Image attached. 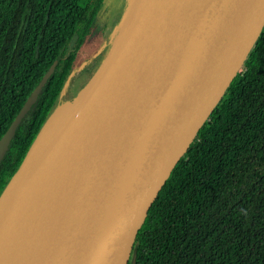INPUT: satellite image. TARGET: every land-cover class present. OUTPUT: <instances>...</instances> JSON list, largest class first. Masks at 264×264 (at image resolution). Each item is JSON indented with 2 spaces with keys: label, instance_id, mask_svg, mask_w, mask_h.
I'll list each match as a JSON object with an SVG mask.
<instances>
[{
  "label": "water",
  "instance_id": "water-1",
  "mask_svg": "<svg viewBox=\"0 0 264 264\" xmlns=\"http://www.w3.org/2000/svg\"><path fill=\"white\" fill-rule=\"evenodd\" d=\"M263 28L264 0H135L59 131L34 155L57 108L12 178L32 164L23 195L43 187L8 264H134L154 203ZM57 65L1 137L0 165Z\"/></svg>",
  "mask_w": 264,
  "mask_h": 264
},
{
  "label": "trees",
  "instance_id": "trees-1",
  "mask_svg": "<svg viewBox=\"0 0 264 264\" xmlns=\"http://www.w3.org/2000/svg\"><path fill=\"white\" fill-rule=\"evenodd\" d=\"M104 2L0 0V139L58 59L0 165V197L70 100L65 91ZM104 57L85 68L86 83ZM134 264H264V28L154 203Z\"/></svg>",
  "mask_w": 264,
  "mask_h": 264
},
{
  "label": "bare ground",
  "instance_id": "bare-ground-1",
  "mask_svg": "<svg viewBox=\"0 0 264 264\" xmlns=\"http://www.w3.org/2000/svg\"><path fill=\"white\" fill-rule=\"evenodd\" d=\"M66 110L67 106H63L50 118L33 148L34 155L43 150L59 131L68 117ZM31 165L11 181L0 199V264L9 263L10 251L16 244L18 231L22 228L21 221L29 217L41 197L43 187L41 180L33 187L28 196L24 197L23 195V187L32 170L33 165Z\"/></svg>",
  "mask_w": 264,
  "mask_h": 264
},
{
  "label": "rangeland",
  "instance_id": "rangeland-1",
  "mask_svg": "<svg viewBox=\"0 0 264 264\" xmlns=\"http://www.w3.org/2000/svg\"><path fill=\"white\" fill-rule=\"evenodd\" d=\"M134 1L135 0H105L104 6L96 19L94 28L79 52L75 64L76 72L73 79L69 81L65 91L64 95L70 97V100H67L66 103H62V105L58 107V109H60L63 106H67V116L73 110V98L86 84L85 68L90 63L97 62L103 55H106L116 35L122 31ZM75 90H78V92L76 93ZM45 151L46 149L44 152Z\"/></svg>",
  "mask_w": 264,
  "mask_h": 264
}]
</instances>
